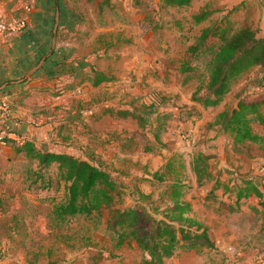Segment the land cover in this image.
I'll list each match as a JSON object with an SVG mask.
<instances>
[{
    "label": "rangeland",
    "instance_id": "374dc122",
    "mask_svg": "<svg viewBox=\"0 0 264 264\" xmlns=\"http://www.w3.org/2000/svg\"><path fill=\"white\" fill-rule=\"evenodd\" d=\"M0 1L2 4L7 3V0ZM204 7L210 12L207 20L194 26L189 23L184 24L185 27L188 24L190 25L193 35L230 10L228 18L233 29H237L248 21L256 30L258 36H264V8L261 0H226L225 2H221V0H192L189 5L190 9L187 10V14L183 15H189L191 11ZM176 14L180 15V12ZM149 36V32L144 31L140 34L137 41L140 47L147 49L148 52L145 51L141 54L140 62L134 69L136 78H127L128 81L122 86L121 84L119 86L117 84L103 86L96 90L98 97H94L93 101L85 102L88 107L96 108L97 110L105 104L119 107L125 105H131L132 107L134 104L135 107L139 108L145 105L143 109L148 111L147 105L152 101L155 104V108L152 107L149 111L169 110L176 114L181 108L187 106L193 107L194 111H199L200 113L198 117L193 114L187 117L181 115L179 119L176 116L166 119L170 120V124L172 123L174 126L168 132H161L159 141L161 145H165L163 150L157 149L151 152H144L146 137L150 136L148 127L145 126L139 129L135 122L127 120L126 124H124L125 135L123 136L122 132H118V135H122L120 137L126 138L122 142L123 149L117 150L109 146L96 148V145H93L89 152L84 153L96 161L103 162L106 166H108L107 163H109V166H114V176L121 183L124 190L122 195L116 196V200L112 205L120 208L137 205L136 209L141 214L138 227H142V230L150 229V220L145 218L146 212L159 216L154 210V205L159 203L158 191L163 189V183H158V187L154 188L150 182L151 178L144 176L143 172L151 175V170L162 165L160 163L163 161L164 156H170L174 152L180 153L181 160L185 164L184 173L188 178L191 175L189 167L193 157L197 153L209 155V148H216L219 143H222V146L224 145L223 157L226 159L227 164L230 158H232L229 161L230 163L233 160L239 161L240 159L246 164L250 159H262L261 164H264V158H261V149L258 143L244 142L242 145L246 153L240 152L239 156L234 158V154L238 152L234 151L231 146L229 147L228 139H230V135L226 134L228 137H225V134H219L217 131L208 128L218 111L225 107L230 108L236 104L238 98L243 94V87H245L247 91L243 94V97L258 94L263 97L262 102L256 101L247 105L243 114L245 118L250 120L254 130L261 131L262 122L264 121V63L253 66L247 75L236 80L231 91L225 95L218 106L198 107L197 103L190 101V95L197 85L204 84L206 80L205 65L209 52L205 50L190 61L196 67V70L191 75L179 69L182 61L186 63L189 58L188 54L184 52L188 41L176 27L170 30H162L157 38ZM192 38L190 37V40ZM129 39L133 40L131 37ZM172 59L177 61L176 64H172ZM187 74L191 77L182 81L184 75ZM247 81L248 86L247 84L245 85ZM132 83L135 88L130 85ZM154 117L155 113L146 118L154 120ZM174 127L180 128L184 137L172 133L171 130ZM217 136H219V139H216ZM154 145L156 146L158 143L155 142ZM96 149L97 152H95ZM68 150L81 153L72 147ZM121 150L128 151L129 154L125 156ZM96 154H99V156H95ZM104 158L107 163H105ZM112 158L115 160L114 164L111 161ZM208 162L210 164L212 162L211 159ZM22 167L24 169L23 180L17 176L15 171ZM35 167L34 161L29 160H21V162L15 163L10 169H8V166L4 168L0 164L1 169L10 170L8 187L10 190L14 188L12 194L0 196L3 202V206L0 208H8L9 210L6 214L0 213V264H140V259L144 253L137 247L134 239L125 240L123 244L118 245L116 243V233L106 226L110 208L105 207L89 214L79 213L62 221L57 219L53 214V206L61 200L62 188L56 181L50 182L44 188H39V186H36L39 185L38 183L28 180L29 171ZM246 167L245 171L250 166ZM127 171H133L132 173L136 174H133L130 179H124ZM139 172H142V174L138 175ZM249 172L250 170L247 171V174ZM45 173H55V169L52 167ZM208 185L209 181H204L200 187L204 189ZM140 190H142L144 195L138 192ZM146 193L149 196H146ZM163 202L165 201H160V204H163ZM210 209H208L209 211L197 209L199 213L197 215L200 219L202 218V222L208 223L213 227L222 217L218 218V220L215 216L213 218ZM225 218L228 222H233L239 216L233 214L226 215ZM244 218L245 221L248 220L251 223H253L252 219H254L257 223L260 217L253 215L250 218L245 215ZM214 228L221 234H225L220 227ZM230 244L233 245V242ZM216 245L224 251L225 248L222 247V245H225L224 243L217 240ZM262 245L264 246V244ZM233 246L236 252L244 249L240 243ZM213 248L214 245L213 247H182L177 252L176 261L170 260L166 264H222L221 255L224 252L215 251ZM258 255L252 256V264H264V256L262 255V261L259 262ZM234 258L235 260H231L232 264L238 261L236 256Z\"/></svg>",
    "mask_w": 264,
    "mask_h": 264
},
{
    "label": "crops",
    "instance_id": "0c3cea01",
    "mask_svg": "<svg viewBox=\"0 0 264 264\" xmlns=\"http://www.w3.org/2000/svg\"><path fill=\"white\" fill-rule=\"evenodd\" d=\"M21 1L7 0V3L0 4L13 10L20 5ZM31 1L32 9L26 29L15 35L0 37V84L7 80L23 77L27 70L37 64L42 55L51 47L56 2L55 0ZM160 2L161 0H139L138 2L134 0H58L59 19L54 50L45 58L42 65L25 80L8 83L4 87L10 92L5 95L9 101V112L8 114L0 112V130H6L9 139H11L0 147V164L4 168L8 166L10 169L15 163L26 160L14 149L16 140L21 138L32 139L35 145L42 149L66 151L82 158H88L90 161L106 167L114 175V166H109L105 158L104 161L108 166L85 154L93 145H96V148L109 146L117 150L123 149L122 142L126 138L120 137L122 135H118V132H122L124 136L126 121H132L135 124L136 121L129 116L101 112L104 106L111 104H105L97 110L88 107L85 102L93 101L94 97H98L96 90L103 86L112 84L118 86L121 84L122 86L129 78H136L134 69L140 62L141 54L145 51L148 52L137 43L140 34L145 31L149 32V37H158L151 30H146L142 26V19L145 15L143 4L154 6L157 9ZM263 2L264 0H261V3ZM130 37L133 39L132 41L129 39ZM93 71H101L113 79L103 80L94 85L92 83ZM182 81H184V77ZM246 84L248 86V81ZM130 85L134 87L133 83ZM243 90L244 94L247 88L243 87ZM135 91L137 90L135 89ZM133 106L135 105L133 104ZM197 106L203 107L200 104ZM121 107L132 108L131 105ZM149 138H153L152 134ZM216 139H219V136ZM70 147L81 153L68 150ZM164 148L165 145L160 150ZM209 149L210 153H207L212 155L209 168L213 173L219 175L223 183L230 182L231 184L234 181H239L237 177L240 176H253L260 180V185L264 190L262 159H250L246 164L240 159L239 161L233 160L232 165L229 162L232 158L228 160L227 164L223 157L224 145L222 146V143H219L216 148ZM121 152L125 156L129 154L128 151L121 150ZM239 154L240 152L235 153L234 158ZM260 154L261 158H264V152L261 151ZM95 156L98 157L99 154ZM111 161L113 164L115 163L113 158ZM110 164L112 163L110 162ZM246 166H250L247 169V171L250 170L248 174L245 171ZM4 168H0V196L12 194L14 190V188L10 190L8 187L10 170H4ZM15 171L17 176L22 179L23 167ZM189 171L191 175L187 181H190L193 192L190 190L186 199L192 205L191 215L206 227L209 237L214 240L213 249L224 252L221 255L222 264H232L231 260H235L234 256L238 259L235 264H252L253 255L264 256V246L262 245L264 244V233L261 230V218L257 223L254 219L251 223L248 220L245 221L244 218L245 215L250 218L253 215L259 216L251 206L261 208L258 198L255 195L243 197L240 199L239 208L230 212L225 207L219 206V201L206 199V193L212 182H209L207 188L202 189L200 187L202 184L196 183L191 167H189ZM132 172L127 171L124 179H130L133 174H136ZM141 174L142 172L138 173V175ZM143 175L151 177L146 172H143ZM215 193L218 199L226 202H233L235 199L234 195L228 196L229 192L224 190L223 184L215 190ZM1 200L0 207L3 206ZM197 209L201 211L210 209L213 218L215 216L217 220L221 217L222 219L211 227L208 223L202 222ZM6 212H9L8 208H0V213L6 214ZM233 214L239 218L236 221L228 222L225 216ZM214 227H220L225 234H221ZM217 240L225 244L222 245L225 248L224 251L217 247ZM231 242L233 245L242 244L244 249L236 252L235 247L230 244ZM176 255L167 259L164 264L169 263L170 260L176 261Z\"/></svg>",
    "mask_w": 264,
    "mask_h": 264
},
{
    "label": "trees",
    "instance_id": "16d2710c",
    "mask_svg": "<svg viewBox=\"0 0 264 264\" xmlns=\"http://www.w3.org/2000/svg\"><path fill=\"white\" fill-rule=\"evenodd\" d=\"M134 1L138 2L139 0ZM191 2L192 0H161L157 9L154 6L143 4L145 15L142 19V26L146 30H151L155 36H159L162 30H170L173 27H176L185 36L188 43L184 52L188 54L189 58L186 63L182 61L179 66L183 72L191 74L196 70V67L190 61L205 50L209 52L205 65L206 80L204 84L201 83L194 88L190 100L203 107H214L218 106L225 95L231 91L236 80L247 75L253 66L264 63V36H258L248 21L237 29H233L228 18L230 10L193 35L190 25L194 26L207 20L210 12L204 7L191 11L189 15H183L187 14ZM262 5L264 8V2ZM178 12L180 15L176 14ZM185 23L190 25L185 27ZM190 37L193 38L190 40ZM176 62L175 59H172V64H176ZM190 77L188 74L184 75V80H188ZM110 79L113 77L101 71H93L92 83L94 85ZM9 93L6 88L0 89V97ZM262 100L263 97L259 94L249 97H243L241 94L235 105L218 111L208 128L222 134H229V142L234 151L246 153L242 144L248 141L258 143L261 151L264 152V121L261 131H257L253 129L250 120L243 115L247 105L256 101L262 102ZM144 106L129 108L106 105L101 112L129 116L135 119L139 129L147 126L153 138L146 137L143 150L149 152L159 150L164 146L159 141L161 132H168L174 126L172 123L170 124V120L166 119L173 116L179 119L181 115L186 117L193 114H196L197 117L200 115L199 111H194L193 107L181 108L176 115L169 110L149 111L150 108H155L152 101L147 105L148 111L143 109ZM153 113H155L154 120L146 118ZM176 128L174 127L172 130ZM155 142L158 145L155 146ZM14 149L17 154H21L26 160L35 163L36 167L28 173V180L38 183L39 185L36 186L39 188H44L52 181H56L61 186L62 198L53 206V214L57 219L62 221L79 213L89 214L105 207L110 208L106 226L116 233L118 245L123 244L125 240L134 239L137 247L144 253L140 264H164L182 247H213L214 245L206 227L191 215L192 205L186 199V195L192 185L190 181H187L188 177L184 173L185 164L181 160L180 153L174 152L170 156L164 157L162 165L152 171L150 182L154 188L158 187V183H163V189L161 191L157 189V191L159 200L165 202L160 204L159 201L154 205V210L159 216L146 212L145 218L150 220V229L142 230V227H138L141 214L136 209L137 205L113 207L112 204L115 202L116 196L122 195L124 189L106 167L74 153L39 148L32 139H24L22 143H15ZM211 157L212 155L199 153L190 165L198 185L203 184L204 181L212 182L206 193V199L219 201V206H223L229 211H236L240 206L241 198L255 195L261 208L251 206L259 214L262 220L261 230H264V190L260 185V180L253 176H240L237 177L239 181H234L231 184L230 182L223 183L219 175L213 173L209 168L208 161ZM52 167L55 169V173L46 174L45 171ZM222 184L224 190L229 192L228 196L234 195L233 202L217 198L215 190ZM138 192L144 195L142 190ZM146 196L149 194L146 193Z\"/></svg>",
    "mask_w": 264,
    "mask_h": 264
},
{
    "label": "built area",
    "instance_id": "2783aa9c",
    "mask_svg": "<svg viewBox=\"0 0 264 264\" xmlns=\"http://www.w3.org/2000/svg\"><path fill=\"white\" fill-rule=\"evenodd\" d=\"M32 9L31 0H22L20 5L16 9H8L4 5L0 4V37H8L21 33L28 25L29 13ZM0 112L8 114L9 101L6 96L0 98ZM184 137L183 131L180 128H176L171 131ZM9 135L6 130H0V147L9 142ZM24 139H17L16 143H22ZM258 261H262V255L257 256Z\"/></svg>",
    "mask_w": 264,
    "mask_h": 264
},
{
    "label": "water",
    "instance_id": "95a60500",
    "mask_svg": "<svg viewBox=\"0 0 264 264\" xmlns=\"http://www.w3.org/2000/svg\"><path fill=\"white\" fill-rule=\"evenodd\" d=\"M55 2H56V9H55V17H54V23H53V28H52V40H51L50 49L42 55V57L39 59L37 64H35L34 66H32L31 68H29L27 70L26 74L23 77L18 78V79L7 80V81L3 82L2 84H0V89L4 88L8 83L21 82V81L25 80L26 77L31 75L36 69H38L42 65L45 58L47 56H49L52 53V51L54 50L55 40H56V30H57L58 19H59L58 0H55Z\"/></svg>",
    "mask_w": 264,
    "mask_h": 264
}]
</instances>
